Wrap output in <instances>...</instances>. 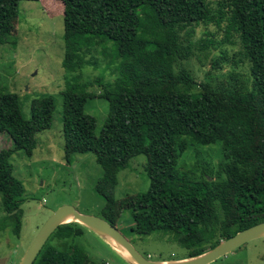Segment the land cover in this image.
<instances>
[{
  "label": "trees",
  "instance_id": "obj_1",
  "mask_svg": "<svg viewBox=\"0 0 264 264\" xmlns=\"http://www.w3.org/2000/svg\"><path fill=\"white\" fill-rule=\"evenodd\" d=\"M21 1L0 0V43L13 30ZM60 1L65 154L96 155L106 219L116 226L131 210V232L170 236L190 250L189 257L263 222L264 0H226L217 12L207 0ZM213 26L224 32L221 54L199 80L185 62L196 49L214 45ZM234 45L238 51L229 53ZM98 54L114 79L99 75L95 94L79 74L98 65ZM96 95L109 105L99 133L96 117L86 112ZM56 101L52 94L33 99L27 118L20 96L0 90V132L12 140L0 150V195L4 212L16 219V234L26 189L11 158L37 148L36 136L51 126ZM212 144L221 146L217 165L201 156L195 169L179 170L186 151ZM140 154L148 159L149 187L118 202V174ZM83 233L77 222L60 225L34 264H97L75 242Z\"/></svg>",
  "mask_w": 264,
  "mask_h": 264
},
{
  "label": "rangeland",
  "instance_id": "obj_2",
  "mask_svg": "<svg viewBox=\"0 0 264 264\" xmlns=\"http://www.w3.org/2000/svg\"><path fill=\"white\" fill-rule=\"evenodd\" d=\"M207 2L213 12H217L226 0ZM212 29L216 36L214 45H207L201 51L196 49L193 57L185 62L199 80L211 68L212 58L221 54L220 41L224 38V32H218L214 26ZM203 31L202 28L199 35ZM3 41L0 43V90L20 96L23 113L27 118L32 116L33 99L43 94H52L57 98L51 126L36 136L37 148L31 155L19 150L11 158L14 174L24 182L26 189V199L21 205L23 215L19 234L14 231L16 219L4 212L0 195V264H19L43 224L59 207L72 205L82 213L106 219L103 212L106 199L96 188L103 175L96 155L88 152L67 157L65 154L63 104L60 96L67 83L62 65L65 53L63 2L21 1L13 30ZM231 47L229 53L238 51L237 46ZM97 58V66L88 65L79 74L80 82L89 83L88 90L95 94L99 92L95 82L99 75L114 79L109 70L105 72L103 55L98 54ZM108 111L107 100L97 95L86 106V112L97 119L98 133L104 127ZM11 145V138L0 132V150ZM221 152L219 144L189 149L180 158L179 170L186 172L195 169L202 162L201 156L217 165L223 157ZM147 163V157L140 154L131 158L129 166L119 172L118 184L113 190L118 202L126 196L148 189ZM122 210L120 208L117 214ZM79 225L84 233L75 238V242L97 264H132L130 256H125L127 260L108 239L87 226ZM133 226L131 210H124L116 228L149 259L172 261L190 256V250L173 241L170 236H159L157 233L144 236L134 234L131 232ZM56 242L53 240V243ZM208 264H264V236L250 240Z\"/></svg>",
  "mask_w": 264,
  "mask_h": 264
},
{
  "label": "water",
  "instance_id": "obj_3",
  "mask_svg": "<svg viewBox=\"0 0 264 264\" xmlns=\"http://www.w3.org/2000/svg\"><path fill=\"white\" fill-rule=\"evenodd\" d=\"M71 218V220H69ZM79 222L89 227L96 233L108 239L116 248L120 246L128 252L132 264H208L227 253L232 252L244 243L264 236V221L237 232L232 237L221 241L216 247L193 257L177 259L172 261H156L140 253L132 242L106 219L98 216L80 212L75 206L63 205L53 212L43 224L39 233L26 251L19 264H34L39 253L47 243L53 232L62 224L68 222ZM118 250V249H117ZM119 251V250H118ZM121 253V252H120ZM122 254V253H121ZM123 255V254H122ZM124 256V255H123ZM125 257V256H124ZM126 258V257H125ZM127 259V258H126ZM128 260V259H127Z\"/></svg>",
  "mask_w": 264,
  "mask_h": 264
},
{
  "label": "bare ground",
  "instance_id": "obj_4",
  "mask_svg": "<svg viewBox=\"0 0 264 264\" xmlns=\"http://www.w3.org/2000/svg\"><path fill=\"white\" fill-rule=\"evenodd\" d=\"M69 220H71V218ZM115 246L119 250V252H121L124 256L128 255V252L125 249L121 248L120 246H117L116 244Z\"/></svg>",
  "mask_w": 264,
  "mask_h": 264
}]
</instances>
